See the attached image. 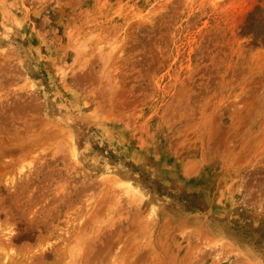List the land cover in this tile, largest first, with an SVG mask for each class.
Here are the masks:
<instances>
[{
  "label": "rangeland",
  "instance_id": "rangeland-1",
  "mask_svg": "<svg viewBox=\"0 0 264 264\" xmlns=\"http://www.w3.org/2000/svg\"><path fill=\"white\" fill-rule=\"evenodd\" d=\"M0 264H264V0H0Z\"/></svg>",
  "mask_w": 264,
  "mask_h": 264
}]
</instances>
